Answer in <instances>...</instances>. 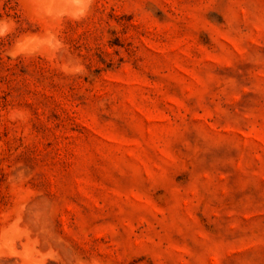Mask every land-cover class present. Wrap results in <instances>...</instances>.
I'll list each match as a JSON object with an SVG mask.
<instances>
[{
  "label": "rangeland",
  "instance_id": "374dc122",
  "mask_svg": "<svg viewBox=\"0 0 264 264\" xmlns=\"http://www.w3.org/2000/svg\"><path fill=\"white\" fill-rule=\"evenodd\" d=\"M0 264H264V0H0Z\"/></svg>",
  "mask_w": 264,
  "mask_h": 264
}]
</instances>
